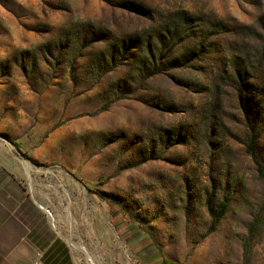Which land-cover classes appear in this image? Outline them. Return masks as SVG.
I'll return each mask as SVG.
<instances>
[{
  "label": "rangeland",
  "instance_id": "374dc122",
  "mask_svg": "<svg viewBox=\"0 0 264 264\" xmlns=\"http://www.w3.org/2000/svg\"><path fill=\"white\" fill-rule=\"evenodd\" d=\"M0 149L79 264H264V0H0Z\"/></svg>",
  "mask_w": 264,
  "mask_h": 264
},
{
  "label": "crops",
  "instance_id": "0c3cea01",
  "mask_svg": "<svg viewBox=\"0 0 264 264\" xmlns=\"http://www.w3.org/2000/svg\"><path fill=\"white\" fill-rule=\"evenodd\" d=\"M22 177L15 154L0 149V264H33L37 254L42 264H79L78 249L56 230L61 204L48 192L33 199L31 183L26 186ZM40 206L51 211L52 220Z\"/></svg>",
  "mask_w": 264,
  "mask_h": 264
},
{
  "label": "trees",
  "instance_id": "16d2710c",
  "mask_svg": "<svg viewBox=\"0 0 264 264\" xmlns=\"http://www.w3.org/2000/svg\"><path fill=\"white\" fill-rule=\"evenodd\" d=\"M225 210H226V205L222 204V205L219 206V209H218L217 213H213L212 212V216L214 217V221L212 223L211 230L214 229V225L216 223H218V221L223 217V215L225 213Z\"/></svg>",
  "mask_w": 264,
  "mask_h": 264
},
{
  "label": "built area",
  "instance_id": "2783aa9c",
  "mask_svg": "<svg viewBox=\"0 0 264 264\" xmlns=\"http://www.w3.org/2000/svg\"><path fill=\"white\" fill-rule=\"evenodd\" d=\"M41 209H43L45 211V214L47 217H49L52 220V213L49 209H45L42 206H40ZM33 264H42L41 262V256L39 254H37L36 256V260L34 261Z\"/></svg>",
  "mask_w": 264,
  "mask_h": 264
},
{
  "label": "bare ground",
  "instance_id": "6f19581e",
  "mask_svg": "<svg viewBox=\"0 0 264 264\" xmlns=\"http://www.w3.org/2000/svg\"><path fill=\"white\" fill-rule=\"evenodd\" d=\"M29 175V174H28ZM30 177V176H29Z\"/></svg>",
  "mask_w": 264,
  "mask_h": 264
}]
</instances>
